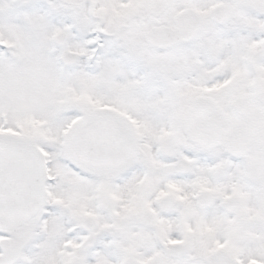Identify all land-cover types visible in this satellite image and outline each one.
<instances>
[{
    "label": "snow or ice",
    "instance_id": "snow-or-ice-1",
    "mask_svg": "<svg viewBox=\"0 0 264 264\" xmlns=\"http://www.w3.org/2000/svg\"><path fill=\"white\" fill-rule=\"evenodd\" d=\"M0 264H264V0H0Z\"/></svg>",
    "mask_w": 264,
    "mask_h": 264
}]
</instances>
